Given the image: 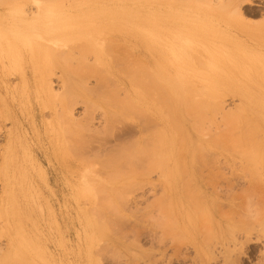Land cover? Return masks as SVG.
Instances as JSON below:
<instances>
[{
  "label": "rangeland",
  "instance_id": "374dc122",
  "mask_svg": "<svg viewBox=\"0 0 264 264\" xmlns=\"http://www.w3.org/2000/svg\"><path fill=\"white\" fill-rule=\"evenodd\" d=\"M104 1H107L108 4L114 1L119 4L122 3L121 0ZM146 1L154 3L152 5L162 12V14L159 13L160 17L157 15L158 18L152 19L153 24L149 22L150 20L147 21L148 25H154V28H157L158 31L155 29L156 33L151 35L149 34L150 32H147L145 25L139 22L137 24L138 29L136 28V31L127 36L131 44L128 49L113 48V46L110 49L111 46L105 45L104 42L106 40V43L109 44L110 41L107 42L108 38H102V36H104L103 33L105 32L106 36L110 35L111 37L109 29L113 27L114 23L110 18L96 14L99 0H0V247L3 249H0V253L5 254V256L2 255V258H0V261H3L2 264H264V0H253V3H243V5L238 6L240 9L234 4L228 5L226 2L200 4L196 0ZM84 3L91 7L89 8ZM94 3L95 5H92ZM41 4L42 6H40ZM80 4H84L85 13L92 15L96 12L93 14H96V18L95 16L92 18L88 16V19L86 15V17H83L85 21L83 18H78L76 13L69 12L71 6L75 5L78 8ZM202 4L205 6L202 7ZM213 5H217L219 9ZM35 6H38L36 10H34ZM50 12L57 16L48 15ZM172 15L174 18L171 17ZM93 18L95 19L93 20ZM71 19L74 20L71 21ZM44 20L51 25L44 22ZM93 21L96 24L94 23L93 25ZM45 23L47 30L52 26V34L48 32L46 37L45 32H40L44 30L42 26L44 27L43 24ZM72 24H77L78 26H73ZM83 24L85 26H82ZM49 25L50 28L48 29ZM87 26L93 27L92 31L90 28H88L90 32L82 28L87 29ZM29 27L31 28L29 29ZM33 27L37 30L35 31ZM30 30L31 32L33 31V36L28 40L34 43H40L45 40L44 38L55 34L53 36L57 39H62V41L71 40L73 42L74 40L72 39H75V41L84 42V45L85 42H89V39L86 40L85 37L91 38L90 33L93 35L92 32L98 30L97 33L103 32L100 33L101 35L97 34L99 36L97 39L101 38L102 40H99V42L103 41V44L100 43V45L98 42L95 47L87 46V48H91L89 51L92 50L89 52L84 50L86 49V43L83 46L84 49H82L84 50L83 55V51L79 50L80 46L83 48L82 45L78 46V50L75 45L73 48L76 51L72 50V53L70 51L72 47L69 48L68 53L58 51L62 45V41L59 40V45L57 44V46L53 47L59 49L55 51L52 48L54 44L50 45L48 55L35 59L31 57V54L28 55L31 45L23 44L20 41L15 42L12 39L17 40L18 35H22L23 32H30ZM41 33L43 34L42 36L40 35ZM11 39L14 43L11 42ZM68 41L65 43L70 44ZM177 44L181 46L178 47ZM185 45L187 46L185 47ZM68 46L74 45L70 44ZM68 46L66 45V47ZM106 46H109L108 49L110 50H107ZM183 48L187 49H185L186 55ZM100 49L105 60L114 58L110 55H118L120 57L127 50L125 54L128 53V58L130 54H133V57H130L133 60H137V57H143L152 67L156 68V66H159L164 68L175 81L178 79L175 75L177 77L182 76L178 75L179 73L177 74V69L179 68L180 73H185L183 78H181L182 80L184 79L185 82H188L190 78L192 79L186 71L190 72L191 61L196 54L202 60L214 62L211 64L220 68L215 80L218 86L215 90L214 100L222 101V104L219 103L222 107L219 106L220 109H218L217 114L214 112V115L213 113L210 115L212 116L211 119L215 121V123L212 121L214 123L212 127L208 124L210 122L204 121L203 131L201 130L200 136H197L204 145L210 144L212 139L211 150L206 152V154L204 151L202 153V163L200 162L201 159L199 161L202 165L198 162L195 164L196 175H198L195 176V181L197 187L198 183L201 185L199 186L201 189L200 193L198 190H192L194 185L189 184L188 176L185 175L184 177L188 179L186 183L183 182L185 179L183 181L173 179L172 176L163 174L164 169L156 168L158 165L155 167L156 170L154 168L152 170L150 163L147 162L150 158L146 155L142 157L143 154L147 153L152 157L151 151L140 153L144 145L149 150H155L154 146H152L154 144L152 142L154 141L152 131L157 129L155 126L150 125L154 122V117L152 121L149 119L151 121L149 123L148 119L142 120V116L138 114L128 115L130 119L126 115L127 117L124 116L123 118L126 120L122 122L123 124L120 121L117 122L116 130H113L116 133H112L115 136L111 134L108 137L105 135L106 138L102 137V134L104 135L102 129L104 124H106L105 118H103L106 113L104 111H109V109L107 108L108 105L97 103L103 96L101 95L103 86H99L101 83L96 78L90 77L88 82H85L86 84H82L83 87L85 85L86 88L90 87L96 91V87H100H98L100 92L94 93L89 97V103H97V107L91 110L89 103L87 105L88 101H81L82 98H79L78 104L75 102L77 105L75 104L73 110L67 104L65 108L64 96L67 89H64L65 86L62 83L66 75L63 65L59 61L68 59V63L72 66H81V64L92 65V63L95 64L94 60H96L97 52ZM129 49L133 53L129 52ZM88 52L91 55H88ZM193 53L196 54L193 55ZM190 57H192L191 61ZM121 58H123V54ZM169 58L172 59V64ZM129 60L127 59V61ZM136 60L134 61L136 62ZM131 62L133 63V61ZM103 64L105 65L106 62ZM127 65L129 64L127 63ZM127 65L121 61L120 66L122 68ZM42 68H46L44 73L40 72ZM37 69L39 70L37 71ZM185 75H188L189 78L187 79L188 76L186 77ZM119 76L121 79L127 80L125 75L120 74ZM181 79H178V82ZM199 81L200 83L208 82L204 77ZM111 83H109L110 87L114 88ZM125 83L130 86L128 84L129 81H125ZM169 84L173 85L174 82ZM106 86L105 84V88L108 89V86ZM68 91L70 92L71 90ZM124 92V90L121 91V95ZM62 96L63 98H61ZM59 107L64 109V111ZM87 108L94 113H90L88 109L89 113L93 115H91L92 118H94V121L91 120L89 123L87 121L92 118L86 111ZM66 109L71 113L69 111L68 113ZM156 109L160 108L156 107ZM63 112L66 113V116L69 115L67 118L64 117L67 120V125L69 117L75 122H82L81 124L83 125L74 124L76 130H81L80 126L85 124V128L82 127L84 129L81 135L85 136L89 146L86 145L88 147H85L86 150H82L83 152L78 151L84 157L76 153L77 151L74 153L72 149L74 145L69 144L77 141L74 138L72 139L74 141L70 140L75 131L72 127L71 118L70 123L72 126L70 125L67 130H73V133L69 132L72 136L65 132V135L68 133L69 137L67 135L66 137H68L69 141L65 139L66 137L63 133L65 129H62L66 125H63L61 129L59 128L62 125L59 115L64 114ZM85 114H88L89 117H86L87 115L85 116ZM233 116L239 117L238 120L241 118V127H239L241 130H239L245 135H241V138H246L249 141L242 139L243 141L246 140V142H242L244 146L242 145L241 150L240 148L228 149L231 148L228 146H226L228 148L221 145L215 146L216 140L222 134L224 135L225 125L230 129L232 128L229 123L233 120ZM84 117H86V120L82 119ZM246 117H249L248 120ZM244 119L248 122L242 121ZM243 122L246 123L244 124ZM209 126L212 131L209 129L210 131L208 132L205 128ZM97 128L101 130V134H97L102 138L97 137L95 132L94 135L97 138L95 136L94 138L96 141L92 137H90L92 140L87 139L90 134L92 136L93 132L97 131ZM120 128L122 129L121 131H119ZM227 130L225 135L227 134L226 136L228 137H224L226 142L234 134V131L230 130L232 132H228L232 136H229ZM233 130L237 132V134L235 133L237 136L240 135L238 129V131L236 129ZM87 131L91 132L88 134ZM144 135L146 138H144ZM136 139L139 146L137 144V148H133L132 146L137 143ZM97 140H100L101 143ZM151 142L153 144L150 146L153 148L149 146ZM131 144L132 146L129 147ZM119 145L120 148H117ZM138 147L142 148L139 149ZM124 149L131 153L132 149H134L133 154L136 156V153L139 152L138 154L141 157L137 155L136 159L139 160H133L135 156L131 155L133 158L131 157L130 163L128 159H130L129 154L131 153L129 152L128 154L127 152L125 154L126 151ZM135 149L139 150L136 151ZM114 154H116V157ZM123 154L125 156L128 154L127 157H129L125 158L123 156V159H126L123 160L121 159ZM111 156L117 160L121 159L120 165L125 164V162H122L123 160L132 166L127 163L125 167L121 165L123 169L126 166L128 169L129 166L131 167L129 169L130 172L126 168L129 173L125 172L126 170L124 169V173L130 175L122 176L123 170L117 169L121 172L119 173L121 178H116L115 181L109 180L111 182L108 184V179L107 182L104 181L108 176L107 173H112V170L111 166L109 169L108 165L103 162H106V160L109 162L112 158ZM204 158H206V161H204ZM7 160L9 161L7 162ZM91 162L93 163L91 164ZM132 162L135 163L132 164ZM102 163L107 165L105 169L102 167L104 166ZM136 163L139 165H136ZM153 164L154 166L156 165L155 163ZM145 167L147 169H144ZM137 169L145 171L137 172ZM158 169L161 171H158ZM131 172L135 174H131ZM140 173L142 176H140ZM119 174L116 177H119ZM147 174L148 176H146ZM85 175L88 179H93L90 177H94L98 182L105 179L100 183L110 186L111 190L114 189L116 193L109 192L111 195L119 194L118 197H120L122 194L123 199L120 197L121 200L119 201L117 195H114L115 197L112 196V199L114 198L112 201H114L113 203L116 207L114 209L117 210L118 208L120 212L112 209L108 211L106 208L105 211L104 207L101 206L103 212H106L105 215L103 214L105 217L104 222L107 225L104 224L106 228H98L101 226H98L99 224L94 221L92 207L97 202L95 198L89 195L90 191L85 188V185L89 183ZM94 175H97V179ZM85 177L86 181H84ZM100 177L102 178L100 179ZM139 181L142 184H139ZM130 182L134 184L131 185L129 184ZM136 182L138 186L135 185L137 184ZM125 183H128L131 188L135 186L136 189L132 188V191ZM89 185L91 184L89 183L86 186L91 187ZM187 187L192 188L189 189ZM199 195L202 203L204 201L207 203L203 206L204 210H206L205 207L207 206L206 211H203L202 207H200L202 211L199 210L203 215L207 213L208 217L206 215L205 217L209 219L207 221L205 219V223L201 225L198 222H201L202 219L198 218L200 221H196L194 224L193 215L187 214L191 208L188 206V200L186 201L188 198L189 200L191 199V203L194 200L200 202L199 198H197L200 197ZM183 196L185 198L186 196L188 197L185 199ZM210 197L214 198L216 203H211ZM168 207L172 210L171 216H166ZM110 210L120 214L118 215V220H116V214L113 215ZM108 216L110 218L107 219ZM119 216L122 220H119ZM111 220H113L112 224ZM207 222L210 223L211 228ZM5 259L8 263L4 261Z\"/></svg>",
  "mask_w": 264,
  "mask_h": 264
},
{
  "label": "bare ground",
  "instance_id": "6f19581e",
  "mask_svg": "<svg viewBox=\"0 0 264 264\" xmlns=\"http://www.w3.org/2000/svg\"><path fill=\"white\" fill-rule=\"evenodd\" d=\"M73 1V0H72ZM95 1V0H94ZM120 1V0H119ZM196 1H198V2H200V4L201 3H204V4H206V3H212L213 4V2L214 3H216V2H226L228 5L229 4H234V5H236L237 6V8H239L240 9V7H238V6H241V5H243V3H247V2H250V3H253V0H196ZM195 1V2H196ZM71 2V1H70ZM75 2V1H74ZM112 2V1H111ZM121 4H119V3H116V1H114V2H112V3H110V4H108L107 3V1H104V0H99V3H98V5H97V13L96 12H94V13H96L97 15H99V16H102V17H108V19L110 18L111 20H112V22L114 23V25H113V27H111L110 29H109V34H111V37H110V35L109 36H106V34H104L103 32H99V33H97V31L96 32H92L93 33V35H91V33H90V36H92L91 38H87V37H85L86 38V40L87 39H89L88 41L89 42H85V45H86V43H87V45L85 46L84 45V42L83 43H81L82 41H80V42H78L77 40L75 41V39H72V40H74L73 42H71V40H63L62 41V39H57V38H55L53 35H55V34H53V35H49V37H47V38H44L45 40L44 41H42V42H40V43H38V42H31V41H29L28 39H30V37L31 36H33L32 34V32H31V30H30V32L29 31H27L26 33H24L23 32V34L22 35H18L17 36V40L16 39H14V38H12L13 40H15V42H22L23 44H26L27 43V45H31V48L29 49V51L28 50H25L26 52H29L28 53V55L29 54H31V57L32 58H37V57H42V56H44V55H48L49 54V52H50V50H49V46L50 45H53L52 46V48L54 47V46H57V44L59 45V40L60 41H62V45L60 46V48L61 49H59V48H57V47H55V48H53V50L55 49V51L57 50V49H59L58 51H62L63 53H68V50H69V48L70 47H72L71 49H70V51H71V53L73 52V51H76L73 47H75V45H76V49L78 50L79 49V47L78 46H80V45H82V47L83 46H85V48L86 49H84V47L83 48H81V46H80V49L79 50H81V51H83V55H84V50H90L91 48L89 47V48H87V46H91V47H95V45H97V43L99 42V40H102L101 38H98L97 39V37H99V36H97V34L99 35L100 33H103V35L104 36H102V38H106L107 39V42H109V44H107L106 43V40L105 39H103V40H105L104 42H105V45H110L111 47H110V49H112V46H113V48H124V49H128L129 47H130V42H129V40H128V38H127V36L129 35V34H132L134 31H136V28L138 29V26H137V24L139 23V22H141V23H143L145 26V28L147 29V32H150L149 34H151L152 35V33H156L155 31L157 30V28H154V25H151V24H153V20L152 19H154V18H158V16L157 15H159V17H160V14L159 13H161L162 14V12L159 10V9H156L155 7L156 6H154V5H152V4H154V3H152V2H148V1H141V0H121ZM79 3V2H78ZM83 3V2H82ZM89 3H90V1H89ZM85 4V3H84ZM83 4V5H84ZM199 4V3H198ZM220 4V3H219ZM83 5H79L78 6V8H77V6L75 7V5H73V6H69L70 7V9H69V12L70 13H76V15L78 16V18H83V17H86V15H87V17L86 18H88V16L89 17H93V16H95V15H90V14H88V13H85L84 11H85V9H84V6ZM86 5V4H85ZM92 5H95V3L94 4H92ZM233 5V6H234ZM40 6H42V4L40 5ZM86 6H88V5H86ZM198 6H200V5H198ZM203 6H205V5H203L202 4V7ZM213 6H217V5H213ZM220 6V5H219ZM222 6H223V3H222ZM38 7V6H37ZM36 6H35V9L34 10H36V8H37ZM89 7V6H88ZM91 7V6H90ZM89 7V8H90ZM210 7V6H209ZM96 8V7H95ZM217 8L219 9V7L217 6ZM40 9V8H39ZM61 9V8H60ZM84 9V10H83ZM154 9V10H153ZM221 9V8H220ZM29 10V9H28ZM33 10V11H34ZM57 10V9H56ZM59 10V9H58ZM87 11H89V10H87ZM20 12V11H19ZM44 12V11H43ZM58 12V11H57ZM61 12L63 13V11L61 10ZM61 12H59V13H61ZM68 12V11H67ZM65 13H66V11H65ZM241 13V12H240ZM239 13V14H240ZM36 14V13H35ZM51 14V12L48 14V15H50ZM68 14V13H67ZM203 14H204V12H203ZM38 15V14H37ZM47 15V14H46ZM52 16H55L56 14H51ZM50 15V16H51ZM70 15H72V14H70ZM34 16V15H33ZM57 16V15H56ZM73 16V15H72ZM71 16V17H72ZM77 16H76V18H77ZM178 16V15H177ZM202 16V15H201ZM20 17V16H19ZM24 17V16H23ZM26 17V16H25ZM68 17L70 18V16L68 15ZM75 17V16H74ZM162 17V16H161ZM171 17H173V15L171 16ZM27 18V17H26ZM29 18V17H28ZM36 18V17H35ZM47 18H49V17H47ZM53 18V17H52ZM61 18V17H60ZM75 18V19H76ZM95 18H96V16H95ZM95 18H93V20L95 19ZM165 18H167V17H165ZM174 18V17H173ZM21 19V18H20ZM23 19V18H22ZM31 19V18H30ZM38 19V18H37ZM46 19V18H45ZM50 19V18H49ZM84 20H85V18H83ZM89 19V18H88ZM46 20H48V19H46ZM54 20V19H53ZM58 20V19H57ZM62 20V19H61ZM72 20H74V19H71V21ZM101 20V19H100ZM150 20V21H149ZM152 20V21H151ZM172 20V19H171ZM193 20V19H192ZM21 21V20H20ZM23 21V20H22ZM27 21V20H26ZM70 21V20H69ZM86 21V20H85ZM90 21V20H89ZM147 21H149V22H152L151 24H147ZM156 21H158V20H156ZM156 21H154V23H156ZM173 21V20H172ZM16 22H17V20H16ZM41 22H43V21H41ZM44 22H46L45 20H44ZM43 22V23H44ZM63 22H65V21H63ZM46 23H48V24H50L49 22H46ZM46 23L45 24H43L44 25V27L46 26ZM53 23V22H52ZM84 23V22H83ZM87 23V22H86ZM85 23V24H86ZM91 23V22H90ZM94 21H93V25H94ZM99 23V22H98ZM158 23V22H157ZM27 24V23H26ZM29 24V23H28ZM70 24V23H69ZM77 24H81V23H77ZM77 24H75V25H73V26H78ZM89 24V23H88ZM96 24V23H95ZM184 24V23H183ZM51 25V24H50ZM50 25L48 26V29L50 28ZM98 25V24H97ZM140 25V24H139ZM147 25H148V27H147ZM29 26V25H28ZM41 26H42V24H41ZM40 26V27H41ZM70 26V25H69ZM80 26V25H79ZM82 26H85L84 24L82 25ZM181 26V25H180ZM187 26V25H186ZM43 26H42V28L44 29V30H42V31H40V32H45V37H46V33H48V32H50V34H52L51 32H52V26H51V28L49 29V30H47V26L44 28ZM68 27V26H67ZM172 27V26H171ZM31 27H29V29H30ZM34 29H35V31L37 30L35 27H33ZM42 28H39V29H42ZM66 28V27H65ZM72 28V27H71ZM84 30H86V31H88V32H90L89 31V29L88 28H90V30L92 31V29H93V27H89V26H87V29H85L84 27H82ZM81 28V29H82ZM26 29V28H25ZM33 29V30H34ZM74 29H76V30H78L77 28H74ZM156 29V30H155ZM46 30V31H45ZM51 30V31H50ZM68 30H69V28H68ZM76 30H74V31H76ZM38 31V32H39ZM79 31V30H78ZM81 31H83V30H81ZM158 31V30H157ZM161 31V30H160ZM180 31V30H179ZM18 32H20V31H18ZM39 32V33H40ZM84 32V31H83ZM175 32V31H174ZM137 33V32H136ZM165 33V32H164ZM96 36H95V35ZM166 34H167V32H166ZM41 36L43 35L42 33L40 34ZM101 35V34H100ZM161 35V34H160ZM170 35H172V34H170ZM48 36V35H47ZM168 36V35H167ZM173 36V35H172ZM176 36V35H175ZM13 37V36H12ZM15 37V36H14ZM19 37V38H18ZM110 37V38H109ZM185 37H187L186 35H185ZM172 38V37H171ZM12 39H11V42L12 43H14L13 41H12ZM40 39V38H39ZM42 39V38H41ZM166 39V38H165ZM183 39V38H182ZM181 40V39H180ZM41 41V40H40ZM66 41H68V42H70V44L71 45H74V46H68V45H70L68 42V44H66L65 42ZM56 42H58V43H56ZM103 42V41H102ZM101 41L99 42V44L101 43V44H103ZM162 42V41H161ZM64 43H65V45H64ZM73 43V44H72ZM75 43V44H74ZM178 43V42H177ZM193 43V42H192ZM21 44V43H20ZM79 44V45H78ZM100 44V45H101ZM180 44V43H179ZM179 44H177L178 45V47H180L181 45H179ZM182 44H185V43H182ZM22 45V44H21ZM66 45L68 46V47H66ZM105 45H103V46H105ZM195 45V44H194ZM23 46V45H22ZM184 46V45H183ZM182 46V47H183ZM187 45H185V47H186ZM195 46H197V45H195ZM202 46V45H201ZM25 47V46H24ZM191 47H192V45H191ZM26 48H27V46H26ZM105 48H107V50H110V49H108L109 48V46L107 47H105ZM176 48H177V46H176ZM195 48V47H194ZM196 48H199V47H196ZM205 48V47H204ZM51 49V48H50ZM67 49V50H66ZM82 49H84V50H82ZM94 49V48H93ZM96 49V48H95ZM186 48H183V50H184V53H185V51L187 50H185ZM73 50V51H72ZM106 50V51H107ZM182 50V49H181ZM182 50V51H183ZM207 50V49H206ZM67 51V52H66ZM92 51V50H91ZM91 51H89V52H91ZM100 51H102L101 49L100 50H98V52H97V58H96V60H94V62H95V64L94 63H92V65H83V64H81V66H72V65H70L69 63H68V59H65V60H61V61H59L60 63H62V65H63V68H64V71H65V75H66V77H64V82L62 83V85H64L65 86V88L64 89H67L66 90V94H65V96H64V98H65V102H64V106H65V108H66V104L68 105V106H70V109H72L73 110V108H74V106H75V104L77 103L78 104V99L79 98H82L81 99V101L82 100H84V101H88L87 102V105H88V103H89V101H90V99H89V97H91V95L92 94H96V93H98V92H100V90L98 91V87L100 86V85H102L101 87H102V89H105V90H102L101 89V95H103V96H101V99L97 102L98 104H102L103 103V105H108L107 106V108L109 109V111L107 110V111H104V116L105 117H103V118H105L104 119V121H105V123L106 124H104V128L102 129V131H103V133H104V135L102 134V137H105L106 138V136L108 137L109 135H111L112 133H114L113 132V130H116V125H118L117 124V122L118 121H120L121 123L122 122H125L126 120H124L123 118H124V116H128V115H130V116H132V114L134 115V114H138L139 116H142L141 118H143L142 120H144V119H148V121H149V123H151V121L153 120L152 118L154 117V122H152L153 123V125H152V123L150 124L151 126H155L156 127V129L157 130H155L154 129V131H152V129H153V127L151 128V131L153 132V137L152 138H154V141H152L151 142V144H149V146L150 145H152V146H154V149L155 150H153V149H151V148H153V147H151L150 149L151 150H149L148 148H147V146L145 147V145H144V149L142 148V147H138L139 149H143V151H142V149L140 150V153L141 152H143L144 153V151H151V154H152V157L147 153V154H143L142 155V157L143 156H148L149 158H147V159H149V160H147V162L148 163H150L149 165H151V169L152 168H154L155 169V167L156 168H159V169H161L162 168V170L164 169V175L166 174L167 176H172L173 177V179H178V180H180V181H183V179H185L184 177H185V175L186 176H188V178H189V184H191L194 188H192V190H194V191H197L198 190V192L200 193V187L199 186H201L200 185V183H198V187H197V183H196V181H195V176H198V175H196L197 174V172H196V168H195V164L198 162L199 163V161H200V159H201V163H202V158H203V156H202V153H203V151L205 152V154H206V152H209L210 150H211V143H212V139H211V143L209 144V143H207L206 145H204V143L201 141V139L200 138H198L197 136H200L199 135V133H200V131L203 129V122L204 121H206L207 120V123L208 122H210V123H208L209 125H211V127H212V125L215 123V121L213 120V119H211V117L212 116H210V115H212V113H213V115H214V112L217 114V111H218V109H220V107H222L220 104H222V101L220 102V101H218L217 99L216 100H214V98H215V94H216V88H217V86H218V84L216 83V77H217V73H218V71L220 70V68H218V67H216V66H214L213 64H211V63H214V62H208V61H206V60H202V58L201 57H199V55L197 56V54L196 53H193V55H195L193 58L192 57H190V61H191V58H192V66L193 65H195V66H191V68H190V72L189 71H186V72H188L189 74H190V76L192 77V79H193V81H191L192 79L190 78L189 80L190 81H188V82H185L184 81V79L182 80L181 78H183V75L185 74L184 72H183V74L182 73H180L179 72V69H177V74L178 75H182V76H180V77H177L176 75H175V77L176 78H178V79H181V81L180 82H178V79H176L177 81H175V80H173L172 79V77L165 71V69L164 68H161V67H159V66H156V68H154V67H152L151 65H150V63L147 61V60H145L143 57L141 58V57H137L135 54V56L137 57V60L136 59H134V60H136V62L133 60V58H130L131 56L133 57V54L131 55L130 53V57L128 58L127 57V55H128V53L127 54H125L126 53V51H125V53H122L123 54V58L125 57L126 58V60H125V58L123 59V58H121L122 57V54H121V56L119 57L118 55L117 56H114V55H110L111 57H114V58H111L110 56V58L111 59H103V57H102V52H100ZM178 51H179V49H178ZM201 51V50H200ZM88 52V55L90 54L91 55V53H89ZM129 52H132L130 49H129ZM188 52V51H187ZM86 53H87V51H86ZM133 53V52H132ZM173 53H174V51H173ZM92 54H93V52H92ZM99 54H101V56H99ZM125 54V55H124ZM187 53H185V55H186ZM94 55V54H93ZM184 55V54H183ZM80 57V56H79ZM108 57V58H109ZM136 57H134V58H136ZM187 57V56H186ZM197 57V58H196ZM209 57V56H208ZM199 58H201V59H199ZM122 59V60H121ZM127 59L129 60V59H131V60H129V61H127ZM139 59V60H138ZM170 59V58H169ZM171 60V61H170ZM169 61L171 62V64H172V59H170ZM176 60H178L177 58H176ZM121 61H123V63H125L126 65H127V63L129 64V65H127V66H125L124 68H122V66H120V64H121ZM126 61V62H125ZM131 61H133V63L131 62ZM106 62V64L104 65L103 63H105ZM120 62V63H119ZM131 62V63H130ZM174 63H176V62H174ZM80 64V63H79ZM132 64V65H131ZM133 64H137V65H133ZM177 64V63H176ZM55 65V64H54ZM61 65V64H60ZM61 65V66H62ZM57 66V65H56ZM170 66V65H169ZM57 68V67H56ZM173 68V67H172ZM175 68V67H174ZM45 69L46 68H42L41 70H40V72H45ZM176 69V68H175ZM39 69H37V71H38ZM182 70V69H181ZM189 70V69H188ZM175 71V70H174ZM183 71H184V69H183ZM173 72V71H172ZM174 73V72H173ZM175 73H176V71H175ZM120 74H123V75H125V76H123V77H125L127 80H125V79H121L120 78ZM48 75V74H47ZM64 75V74H63ZM186 77L188 76V75H185ZM185 76H184V78H185ZM90 77H94V78H96L97 79V81H99L101 84H99V86H97L96 88H97V91L94 89L93 90V88H86V86L84 85V87H83V84H86L85 82H88V78H90ZM204 77V79H207L208 80V82L206 81L205 83H200V81L199 80H201L202 78ZM189 78V76L187 77V79ZM95 79V80H96ZM61 80H62V77H61ZM87 80V81H86ZM173 80V81H172ZM125 81H129V83L128 84H130V86L128 85L127 86V84L125 83ZM113 84H112V83ZM170 82H174V84L173 85H170L169 83ZM204 82V81H203ZM209 82H210V84H209ZM220 82V81H219ZM83 83V84H82ZM109 83H111V86L113 85L114 86V88H112V87H110V85H109ZM82 84V85H81ZM105 84L108 86H106L108 89H106L105 88ZM124 85V86H123ZM63 86V87H64ZM62 87V88H63ZM100 88V87H99ZM68 90H71L70 92L68 91ZM125 91L124 92V94L123 95H121V91ZM95 91V92H94ZM46 92V91H45ZM68 92V93H67ZM48 93V92H47ZM120 95H119V94ZM100 94V93H99ZM94 96V95H93ZM61 98H63V96L61 97ZM53 100V99H52ZM84 101H83V103H84ZM218 101V102H217ZM76 102V103H75ZM79 103H81V102H79ZM97 103H95V104H93V103H89V108H91V110H93V108H95V107H97ZM220 103V104H219ZM71 104H72V106H71ZM76 104V105H77ZM85 104V103H84ZM67 106V107H68ZM220 106V107H219ZM156 107H159L160 109H156ZM60 108V107H59ZM58 108V109H59ZM61 108H62V106H61ZM60 108V109H61ZM64 108V107H63ZM69 108V107H68ZM89 108H87V112H88V114L90 115V118H92V114H94ZM88 109L90 110V113L92 112V114H90L89 113V111H88ZM61 110H63L64 111V109H61ZM106 110V109H105ZM222 110H223V108H222ZM58 111V110H57ZM66 111H67V109H66ZM69 111V110H68ZM67 111V112H68ZM70 112V111H69ZM68 112V113H69ZM155 112V113H154ZM64 114H62V115H59V118L61 119V126L59 127L60 129H61V127L63 126V125H66V126H63L62 127V129H65V130H63L64 132V135H65V132H72V131H68V130H70V129H68L67 130V128L69 127L70 128V125L72 126V124L71 123H73V129L76 131H74V133L72 134V135H70V133H69V135L70 136H72L71 138H70V140H72L73 138H74V140H77V141H74V140H72V141H74V142H72V143H69L70 145H74L73 146V151H74V153H75V151H77L76 153H78L79 155L81 154V153H79L78 151H81V152H83L82 150H86V148L89 146L88 144V142L86 141V139H85V136L83 137V135H81L82 134V130L85 128V124H84V126H80V128H81V130H76L74 127H75V125H77L78 124V126L79 125H83V124H81V123H79L80 121H78V119H77V121L78 122H75V120L73 121V119L71 118V117H69L68 119V121H69V123H68V125L66 124L67 122V120H66V118L69 116V115H65L66 113L65 112H63ZM71 113V112H70ZM73 113V112H72ZM220 113V112H219ZM88 114H85V116L86 117H89L88 116ZM155 114V115H154ZM65 115V116H64ZM92 115V116H91ZM63 116V117H62ZM126 116V117H127ZM144 116V117H143ZM64 117H66L65 119H64ZM86 117H84V118H82V119H84V120H86ZM95 117H96V115H95ZM70 118H71V120L73 121H71L70 120ZM122 118V119H121ZM127 118H129V116L127 117ZM230 118H232L231 116H230ZM238 118L239 117H234L233 116V120H231V123H229V122H227V123H229L230 125H232L231 127L233 128V129H236V131H238L240 128L239 127H241L240 126V122H241V118L238 120ZM245 118V117H244ZM247 118V117H246ZM249 118V117H248ZM248 118H247V120H248ZM60 119H59V121H60ZM81 119V120H82ZM87 119H89V118H87ZM130 119V118H129ZM128 119V120H129ZM149 119H151V121L149 120ZM208 119H210L209 121H208ZM236 121H235V120ZM64 120V121H63ZM91 120L92 121H94V118H92V119H89L88 121H87V123H89V122H91ZM122 120V121H121ZM139 120H140V117H139ZM141 120V121H142ZM247 120H242V121H246V122H248ZM63 121V122H62ZM70 121H71V123H70ZM212 121H214V123L212 122ZM143 122H145V121H143ZM245 122V123H246ZM75 123H77V124H75ZM84 123H86L85 121H84ZM86 123V124H87ZM146 123V122H145ZM156 123V125H154ZM226 123V124H227ZM244 123V122H243ZM244 123V124H245ZM75 124V125H74ZM123 124V123H122ZM243 124V125H244ZM249 124H250V122H249ZM57 125H58V122H57ZM88 125V124H87ZM216 125V124H215ZM227 125H225V132H226V130L227 129H230L228 126L226 127ZM82 127H84V128H82ZM120 127V126H119ZM211 127L209 126L208 128L206 127L205 129H207L208 130V132L211 130ZM57 128V127H56ZM77 128V127H76ZM94 128V127H93ZM115 128V129H114ZM223 128V129H224ZM230 129V130H232V131H234L232 134H233V136L231 135V134H229V132H232V131H230V130H227V132H228V135L229 136H232V138L234 137V136H236V137H234L233 139L231 138V139H229L228 138V140L229 141H227L228 143H230V144H228L227 142H226V139H224V137H228V136H226L225 135V132H223L224 133V135L222 134V136L221 137H219V139H217L216 140V142H215V146H224V147H226V146H228V147H231V148H228V147H226V148H228V149H234V148H237V149H239L240 148V150L242 149V147L244 146L243 145V143H245L246 142V140H248V139H246V138H241L242 136L241 135H243L242 134V132H240V130L238 131L239 133H240V135L239 136H237L236 134H237V132H235V130H233V129ZM95 129V128H94ZM210 129V130H209ZM238 129V130H237ZM86 130H88V129H86ZM96 130V129H95ZM122 129L120 128V130L119 131H121ZM243 130H245V129H243ZM0 131H1V129H0ZM99 131V132H98ZM100 129L98 130V128H97V131H94L93 132V135L91 136V134H90V136H89V138H87V139H90V137H92L94 140H95V138H97L98 136H99V134H97V133H100ZM118 131V132H119ZM124 131H125V129H124ZM127 131V130H126ZM146 132H147V130H145ZM203 131V130H202ZM212 131V130H211ZM88 132V131H87ZM89 132H91V131H89ZM89 132H88V134H89ZM95 132H96V134H95ZM117 132V133H118ZM207 132V131H206ZM68 133L66 134L67 136H68ZM116 133V132H115ZM114 133V134H115ZM149 133V132H148ZM147 133V134H148ZM236 133V134H235ZM250 133V132H249ZM97 136H95V135ZM101 134V133H100ZM114 134H112V135H114ZM119 134V133H118ZM124 134V133H123ZM130 134H132V133H130ZM129 134V135H130ZM207 134V133H206ZM215 134V133H214ZM219 134V133H218ZM66 135H65V137H66ZM106 135V136H105ZM63 136V135H62ZM94 136H95V138H94ZM115 136V135H114ZM116 136H117V134H116ZM127 136V135H126ZM147 136V135H146ZM151 136V135H150ZM150 136H149V138H150ZM155 136V137H154ZM214 136H216V135H214ZM220 136V135H219ZM243 136H245V135H243ZM69 137V136H68ZM68 137H66L65 139L66 140H68ZM76 137V138H75ZM99 137H101V136H99ZM101 137V138H102ZM112 137V136H111ZM218 137V136H217ZM217 137H215V138H217ZM62 138V137H61ZM120 138V137H119ZM144 138H146L145 137V135H144ZM213 138V137H212ZM8 139V138H7ZM104 139V138H103ZM140 139V138H139ZM209 139V138H208ZM242 139H246V140H242ZM9 140V139H8ZM11 140V139H10ZM90 140H92V139H90ZM137 140V139H136ZM141 140V139H140ZM210 140V139H209ZM220 140V141H219ZM69 141V140H68ZM96 141V140H95ZM98 141V140H97ZM100 141V140H99ZM98 141V142H99ZM145 141H147V140H145ZM151 141V140H150ZM249 141V140H248ZM9 142V141H8ZM104 142H105V140H104ZM137 143H135L136 145H133L132 146V144L129 146V147H135V148H137V144H138V146H139V143H138V140L136 141ZM142 142V141H141ZM148 142V141H147ZM243 142V143H242ZM258 142V141H257ZM64 143V142H63ZM65 143H67L68 144V142H66L65 141ZM64 143V144H65ZM88 143V144H87ZM100 143H101V141H100ZM123 143H125V142H123ZM122 143V144H123ZM143 143V142H142ZM214 143V142H213ZM242 143V144H241ZM66 144V145H67ZM91 145H92V143H90ZM94 144H95V142H94ZM108 144V143H107ZM126 144V143H125ZM141 144V143H140ZM144 144V143H143ZM228 144V145H227ZM235 144V145H234ZM240 144H241V146H240ZM86 145H88L87 147H86ZM238 147H237V146ZM243 145V146H242ZM246 145V144H245ZM250 145H252V144H250ZM95 146V145H94ZM93 146V147H94ZM99 146V145H98ZM125 146V145H124ZM141 146V145H140ZM148 146V147H149ZM236 146V147H235ZM86 147V148H85ZM91 147V146H90ZM8 148V147H7ZM68 148H69V145H68ZM85 148V149H84ZM96 148V147H95ZM102 148V147H101ZM104 148V147H103ZM117 148H120V145H119V147H117ZM146 148V149H145ZM218 148H220V147H218ZM75 149V150H74ZM106 149V148H105ZM139 149H135L136 151L137 150H139ZM214 149V148H213ZM68 150V149H67ZM70 150V149H69ZM125 151L127 150V149H124ZM133 151H132V153L131 154H129V152L128 151H126L125 152V154L128 152V154H129V158L130 159H128L129 160V162L131 163V161L130 160H132V156L134 155L133 154V152H134V149H132ZM120 151L122 152V150L120 149ZM136 151H135V153H136ZM155 151V152H154ZM237 151H239V150H237ZM6 152V151H5ZM4 152V153H5ZM124 152V151H123ZM244 152V151H243ZM242 152V153H243ZM139 153V152H138ZM138 153H136V156L138 155V156H140V154H138ZM84 154V153H83ZM122 154V153H121ZM127 154V155H128ZM153 154H154V156L156 157V159H155V157L153 156ZM82 155V154H81ZM116 154H114V156H115ZM127 155L125 156L124 154L122 155V157H121V159H123V156L126 158L127 157ZM132 155V156H131ZM201 155V156H200ZM204 155V154H203ZM76 156H78V155H76ZM83 156V155H82ZM135 156V155H134ZM136 156L133 158V160L134 159H136ZM137 156V157H138ZM84 157V156H83ZM112 158L109 160V162L106 160V159H108V158H106L105 160H106V162H103L104 164H107L108 165V168L110 167L111 168V170H112V173L110 174V173H107L108 174V176H109V178H108V176H107V178H106V180L104 181L103 179V181L104 182H107V179H108V184L111 182V181H115V179L117 178V179H120L121 177V174H122V176H128V175H130V174H127V173H129L130 172V166H129V169H128V167L126 166V168H127V170L129 171H127L126 170V168H124L126 171L125 172H127L126 174L124 173V169H123V167L121 166V165H124V167H125V164L127 163L126 161H123V160H126L125 158L122 160V162H125V164H121L120 165V163H121V159H116L115 157L113 158V156H111ZM127 157V158H128ZM132 157V158H131ZM141 157V156H140ZM154 157V158H153ZM201 157V158H200ZM86 158V157H85ZM85 158H83V159H85ZM120 158V157H119ZM207 158V157H206ZM206 158H204V161H206L205 159ZM142 159V158H141ZM146 159V158H145ZM2 160V159H1ZM5 160V159H4ZM100 160V159H99ZM120 160V161H119ZM136 160H139V159H136ZM154 160V161H153ZM9 160H7V162H8ZM86 161V160H85ZM92 161V160H91ZM117 161H119V162H117ZM142 161H143V159H142ZM89 162H90V160H89ZM151 162H152V164H151ZM207 162L209 163V161L207 160ZM1 163H2V161H1ZM93 162H91V164H92ZM102 163V165H104ZM110 163V164H109ZM115 163V164H114ZM130 163H127L128 165L130 164ZM133 163H135V162H132V164ZM153 163H155L156 165L154 166V164ZM204 163H206V162H204ZM88 164V163H87ZM95 164V163H94ZM114 165V166H112V165ZM118 164V165H117ZM126 164V165H127ZM142 164V163H141ZM200 164V163H199ZM107 165H104V166H102L104 169L107 167ZM115 165L117 166L116 168H115ZM120 165V167L122 168H118V166ZM131 165V164H130ZM136 165H139L138 163H136ZM144 165H145V163H144ZM149 165H148V167H149ZM200 165H202V164H200ZM212 165V164H211ZM1 166V165H0ZM87 166V165H86ZM106 166V167H105ZM132 166V165H131ZM142 166H143V164H142ZM141 166V167H142ZM160 166V167H159ZM88 167V166H87ZM114 168V170H115V173H114V170H113V168ZM134 167V166H133ZM140 167V166H139ZM197 167V166H196ZM96 168V167H95ZM109 168V169H110ZM201 168V167H200ZM204 168V167H203ZM7 169V168H6ZM85 169V168H84ZM89 169V168H88ZM117 169H120V171H122L123 170V173H124V175H123V173H121V172H119ZM135 169H136V166H135ZM144 169H147V167H145ZM154 169H152V170H154ZM158 169V171H161V170H159ZM108 170V169H107ZM141 171H139V169H137V172L139 171V172H143V171H145V170H142V169H140ZM156 170V169H155ZM92 171H94L93 169H92ZM96 171V170H95ZM117 171H118V173H117ZM131 171H133V170H131ZM136 171V170H135ZM134 171V172H135ZM147 172H148V170H146ZM201 171V170H200ZM89 172H90V170H89ZM146 172V173H147ZM85 173V172H84ZM90 173H92V172H90ZM119 173H121V174H119ZM133 172H131V174H132ZM148 173H150V172H148ZM160 173V172H159ZM110 174V175H109ZM117 174V175H116ZM118 174H119V177H116V176H118ZM133 174H135V173H133ZM139 174V173H138ZM143 175H144V173H142ZM151 174V173H150ZM88 175H89V173H88ZM92 175V174H91ZM86 176V175H85ZM95 177L97 176V175H94ZM99 176V175H98ZM111 176H113V177H111ZM137 176V175H136ZM140 176H142L141 175V173H140ZM146 176H148V174L146 175ZM83 177V176H82ZM87 177V176H86ZM86 177H85V180L84 181H86ZM90 178H93V179H88V177H87V180H88V182L91 184V185H89V186H91V187H88V186H86V185H88V184H86L85 185V188H87V190H89L90 192H89V195L91 196V197H93V198H95L96 199V204H94V207H92V209H93V215H94V218H95V222L97 223V224H99L98 226H101V227H98V228H106V222H104L105 220V217L103 216V214L105 215V213L103 212V210L101 209V206H103L104 207V209L106 208L108 211H109V209H112L113 211L114 210H116V209H114V208H116L115 206H114V201H112V200H114V198L112 199V196H116L117 194H114V193H116V192H114V189H112L111 190V187L110 186H108V185H105V184H103V183H100L101 181L99 180V182H98V180H95L94 179V177H90ZM102 177H100V179H101ZM112 178V179H111ZM128 178V177H127ZM212 178H213V176H212ZM96 179H97V177H96ZM99 179V178H98ZM208 179V182L210 181L209 180V177L207 178ZM210 179H211V177H210ZM214 179V178H213ZM217 179V178H216ZM81 180H83V179H81ZM109 180H111V181H109ZM124 180V179H123ZM186 180H188L187 179V177H186V179H185V181H183V182H185L186 183ZM125 182H127L126 180H124ZM211 181H212V179H211ZM113 183V182H112ZM137 183V182H136ZM141 182L139 181V184H140ZM144 183V182H143ZM184 183V184H185ZM211 183V182H210ZM114 184V183H113ZM116 184V183H115ZM126 184V183H125ZM124 184V185H125ZM129 184H134L133 182L131 183H129ZM142 184V183H141ZM187 184H188V182H187ZM122 185V184H121ZM126 185H128V183L126 184ZM135 185H137L138 186V183L137 184H135ZM150 185V184H149ZM212 185H214V184H212ZM129 186V185H128ZM185 186V185H184ZM130 187V186H129ZM141 187V186H140ZM132 188H135V186L134 187H132ZM132 188L130 187V189L132 190ZM138 188V187H137ZM187 188H189V187H187ZM191 188H189V189H191ZM198 188V189H197ZM136 189V188H135ZM142 189H143V187H142ZM141 189V190H142ZM133 191V190H132ZM109 192H114L113 194L114 195H111ZM142 192V191H141ZM119 195V194H118ZM118 195H117V198H119L118 199V201L119 200H121L120 199V197L122 198V194L120 195V197H118ZM2 196V195H1ZM114 196V197H115ZM198 196V195H197ZM196 196V197H197ZM200 196V195H199ZM184 197V196H183ZM188 196H186V198H187ZM116 198V199H117ZM185 198V197H184ZM185 198V199H186ZM197 198H199V200H200V198H201V196L200 197H197ZM211 199H210V202L211 203H216V200L214 199V198H212V197H210ZM123 199V198H122ZM101 200V201H100ZM188 200V206L191 208L190 209V212L189 213H187V214H189V215H193V217H194V224L196 223V221H200L199 219H202L201 220V222H198L200 225L201 224H203V223H205V219H206V221L207 220H209V219H207L206 217H208L207 216V213L205 214L206 215V217H205V215H203L202 214V212H200V210L203 208V206H205V204H207L205 201H204V203H202V201L200 200V202H201V204H200V202H196L195 200L194 201H192V203H191V199L189 200L188 198L186 199V201ZM198 200V199H197ZM209 201V200H208ZM3 202V201H2ZM197 203V204H196ZM93 204V203H92ZM160 204H162V203H160ZM198 204H200V205H198ZM204 204V205H203ZM208 204H209V206H210V203L208 202ZM116 205V204H115ZM163 205V204H162ZM202 205V206H201ZM1 207H3L2 205H1ZM183 207V206H182ZM199 207V208H198ZM200 207H202V208H200ZM91 209V210H92ZM106 209H105V211H106ZM169 207L167 208V211H166V216H168V215H172V210L171 209H169ZM200 209V210H199ZM205 209L207 210V206L205 207ZM112 210H110V212L113 214V215H115L116 214V217H117V219L116 220H118V215H120L118 212H112ZM171 210V211H170ZM203 211H206V210H204V208L202 209ZM201 210V211H202ZM116 211H119L118 210V208H117V210ZM109 212V213H110ZM120 212V211H119ZM208 213H209V211H207ZM108 213V214H109ZM111 213H110V216H111ZM118 213V214H117ZM169 213V214H168ZM205 213V212H204ZM201 214V215H200ZM110 216H108L107 217V219L108 218H110ZM202 218H201V217ZM112 218H113V216H111ZM120 217V216H119ZM183 217H184V215H183ZM203 217H205V218H203ZM115 218V217H114ZM199 218V219H198ZM110 220V219H109ZM108 220V221H109ZM114 220V219H113ZM113 220H111V224L113 223ZM119 220H122L121 219V217L119 218ZM189 221V220H188ZM202 221H204V222H202ZM172 222V221H171ZM109 223H110V221H109ZM190 223V222H189ZM106 226H105V225ZM207 224L209 225L210 223L209 222H207ZM191 225V224H190ZM200 225H199V227H200ZM209 227L211 228V226L209 225ZM230 227V226H229ZM229 227H228V229H229ZM231 228V230H233V228L232 227H230ZM200 230H201V227L199 228ZM205 229V228H204ZM100 230V229H99ZM230 230V229H229ZM205 231H206V229H205ZM207 232V231H206ZM233 234V233H232ZM232 234H231V236H232ZM229 235V234H228ZM100 239V238H99ZM107 242V241H106ZM10 243V242H9ZM1 246V245H0ZM3 246V245H2ZM9 247V246H8ZM12 248V247H11ZM0 249H2V247H0ZM13 249V248H12ZM3 250V249H2ZM5 251V250H4ZM7 254H8V252H6ZM1 254V253H0ZM2 255H4L5 256V254L4 253H2L1 255H0V258H2ZM6 257H8L7 255H6ZM7 259V258H6ZM4 260V261H6V263H8L7 262V260ZM11 259V258H10ZM9 261V260H8ZM13 261V260H12ZM11 261V262H12ZM3 263V261H0V264H2ZM8 264H10V263H8ZM12 264V263H11Z\"/></svg>",
  "mask_w": 264,
  "mask_h": 264
}]
</instances>
